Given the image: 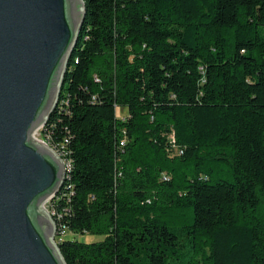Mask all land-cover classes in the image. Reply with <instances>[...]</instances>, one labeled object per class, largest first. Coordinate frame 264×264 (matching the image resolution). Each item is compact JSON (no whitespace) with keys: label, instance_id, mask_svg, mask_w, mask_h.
I'll return each mask as SVG.
<instances>
[{"label":"trees","instance_id":"obj_1","mask_svg":"<svg viewBox=\"0 0 264 264\" xmlns=\"http://www.w3.org/2000/svg\"><path fill=\"white\" fill-rule=\"evenodd\" d=\"M84 2L40 131L66 264H264V0Z\"/></svg>","mask_w":264,"mask_h":264},{"label":"water","instance_id":"obj_2","mask_svg":"<svg viewBox=\"0 0 264 264\" xmlns=\"http://www.w3.org/2000/svg\"><path fill=\"white\" fill-rule=\"evenodd\" d=\"M84 0H0V264H66L45 205L63 159L36 137L60 101Z\"/></svg>","mask_w":264,"mask_h":264},{"label":"built area","instance_id":"obj_3","mask_svg":"<svg viewBox=\"0 0 264 264\" xmlns=\"http://www.w3.org/2000/svg\"><path fill=\"white\" fill-rule=\"evenodd\" d=\"M60 102V101H59ZM59 104V103H58ZM58 107V106H57ZM47 125V124H46ZM45 125V126H46ZM45 126L38 131V133L40 134V131L44 130ZM37 133V134H38ZM37 134H36V137H37ZM38 138V137H37ZM40 140H42L43 142L47 143L48 145H50L57 153L58 155L63 159L65 165H66V169H67V179L66 181L68 180V176H69V172L72 168V162L71 160H69L66 156H67V153L68 151L66 150V146H65V143L61 144V145H57L55 147H53L48 139H43L41 138V136L39 137ZM170 140H171V143L174 145L175 144V136H174V133L171 134L170 136ZM66 183V182H65ZM65 185V184H64ZM64 187V186H63ZM62 187V188H63ZM61 191V190H60ZM59 191V192H60ZM59 193H57L58 195ZM57 195L55 197H53L51 200H49L47 202V204L45 205L46 209L48 210V212L50 213V215L53 217L55 223H56V227H57V232H56V237H55V241L58 243L59 240L61 239V235H58V229H59V226H58V223H59V220L63 217V214L61 212H59L53 205L52 201L57 197ZM61 227V226H60ZM62 230H61V234H65L67 229L66 227L63 225L62 227Z\"/></svg>","mask_w":264,"mask_h":264},{"label":"rangeland","instance_id":"obj_4","mask_svg":"<svg viewBox=\"0 0 264 264\" xmlns=\"http://www.w3.org/2000/svg\"><path fill=\"white\" fill-rule=\"evenodd\" d=\"M128 115V110L126 108H119L118 111V116L121 118H124ZM37 137H40V134H37ZM69 237H74L77 238L80 241H84V242H93V241H100L102 239H104V236H99V235H90V234H85V235H73V234H67L66 238Z\"/></svg>","mask_w":264,"mask_h":264}]
</instances>
